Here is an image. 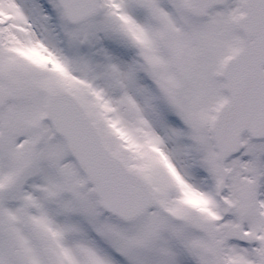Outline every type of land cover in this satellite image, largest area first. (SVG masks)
Masks as SVG:
<instances>
[{
  "label": "snow or ice",
  "instance_id": "obj_1",
  "mask_svg": "<svg viewBox=\"0 0 264 264\" xmlns=\"http://www.w3.org/2000/svg\"><path fill=\"white\" fill-rule=\"evenodd\" d=\"M0 264H264V0H0Z\"/></svg>",
  "mask_w": 264,
  "mask_h": 264
}]
</instances>
